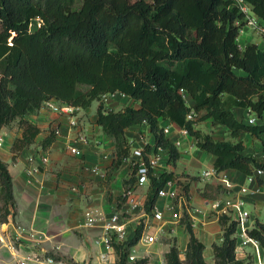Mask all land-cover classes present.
I'll return each instance as SVG.
<instances>
[{
    "label": "trees",
    "instance_id": "obj_1",
    "mask_svg": "<svg viewBox=\"0 0 264 264\" xmlns=\"http://www.w3.org/2000/svg\"><path fill=\"white\" fill-rule=\"evenodd\" d=\"M246 1L264 20V0ZM34 19L38 22L31 25ZM243 21L233 0H0V128L16 118L23 128L11 144L12 157L39 131L24 115L44 100L85 107L103 93L119 91L139 105L113 110L99 101L96 118L114 138L117 162L130 149L125 129L142 122L154 133V145L165 147L168 160L174 162L178 150L160 125L161 119H168L215 155L216 171L236 168L250 174L252 165L264 167L241 152V141L214 139L194 127L209 118L212 124H224L232 136L247 132L264 139V121L248 123L231 109L236 104L264 116V47L251 41L239 46L236 36ZM80 83L87 88L80 89ZM190 110L193 118L186 117ZM52 136L51 132L43 145ZM148 173L147 211L157 189L173 177L170 172L155 175L152 168ZM14 203L12 177L0 159L1 221ZM219 219L223 237L212 244L215 264H242L235 255L236 221L225 215ZM186 229L184 258L172 244L166 264H208L204 244L189 222ZM141 231L137 227L127 240L113 242L118 264H124ZM247 234L264 248V222L257 221Z\"/></svg>",
    "mask_w": 264,
    "mask_h": 264
},
{
    "label": "crops",
    "instance_id": "obj_2",
    "mask_svg": "<svg viewBox=\"0 0 264 264\" xmlns=\"http://www.w3.org/2000/svg\"><path fill=\"white\" fill-rule=\"evenodd\" d=\"M236 41L240 47L248 41L264 47L262 42L253 40L245 29L237 34ZM223 97L226 98L227 94ZM185 98L189 104L192 103V98L188 94H185ZM100 99L107 109L113 110L125 105H139L138 101L120 92H116L113 97ZM96 100L94 108L91 105L92 101L88 106L78 108V119L87 136L86 143H79L81 149L79 155L72 154L67 148V141L73 137L75 131L68 126L66 115L44 104L24 115L26 120L39 127V131L33 141L21 148L14 158L11 144L16 137L22 135L23 128L18 118L0 128L3 134L0 159L7 163L15 199L14 206H9L6 219L0 220V252L3 251V264H20L19 259L35 249L40 258L51 256V261L30 259L26 264H76L83 259L88 260L89 264H118L119 256L115 249L106 252V259L101 257L102 228L100 225H84L83 211L89 206H97L109 213L115 206L120 205L121 190L133 182L136 175L129 161L126 159L116 161L114 138L96 122L99 99ZM231 109L240 120L248 112L247 108L236 104H232ZM202 123L208 125L210 132L202 130ZM53 124H59L62 134L53 135L51 141L43 145L44 139L51 133ZM160 125L169 127L165 136L176 146L179 155L174 162L163 156L152 172L155 175L170 172L176 177L188 175L190 180L186 188L189 203L199 210L183 211L178 221L170 220L168 212H165V220H156L150 210L146 209L144 212L135 210L126 214V225L130 235L137 227L142 228V233H151L158 227V232L155 242L145 244L137 240L132 244L128 253L133 252L137 256L131 260L127 255L124 264H166L165 255L172 244L178 247L179 256L183 258L189 239L186 222L190 223L193 233L204 244L202 253L205 261L208 264H215L212 244L222 241L223 225L219 219L220 215L212 210L210 201L216 197L241 196L250 211V216L247 219V226L239 224L234 235L241 233L248 236L247 229L256 226L257 221L264 222V177L256 176L255 180L247 181V174L236 168H225L213 176L202 177L200 173L203 170L214 167L215 155L197 146L194 137L187 131L183 132L179 124L161 119ZM194 127L209 133L214 139L241 141L243 154L251 155L258 162L264 163V157L261 155L264 139L247 132L232 136L224 124H212L209 118L197 121ZM221 131L224 133L219 135ZM125 136L129 145L131 141L137 144L142 137L146 138L149 144L155 142L154 133L145 122L128 126L125 129ZM42 154L48 157L43 163L40 161ZM30 155L34 156L32 164L38 163V170L32 175L26 172ZM93 165H97L101 173H94L85 168ZM255 167L251 166V173ZM243 185H247L253 192H242ZM149 189L150 179L137 187L144 202ZM165 200L163 197L158 198L159 205L162 206ZM16 223H22L38 231L41 241L36 247L29 245L26 240L20 243L13 239ZM235 255L243 263L252 261L264 263V248L258 242L250 241L243 252L235 249Z\"/></svg>",
    "mask_w": 264,
    "mask_h": 264
},
{
    "label": "built area",
    "instance_id": "obj_3",
    "mask_svg": "<svg viewBox=\"0 0 264 264\" xmlns=\"http://www.w3.org/2000/svg\"><path fill=\"white\" fill-rule=\"evenodd\" d=\"M235 4L238 5L240 10L243 12V23L238 28V34L242 32L245 27L251 29L255 33L259 34L264 38V20H262L251 8V5L246 0H233ZM116 92H106L101 95L107 99L108 97H113ZM121 94H124L120 92ZM45 106L50 109L57 111L61 114H65L67 117L68 126L72 128L75 133L73 137L67 141V148L69 152L75 155L81 153L79 148V143H86L87 136L84 128L81 126V122L78 119V105H73L64 101L53 100L52 98L43 101ZM195 112L190 110L186 117L193 118ZM244 119L248 123H258L264 121V116L259 118L254 113L248 112L245 114ZM163 132L169 131V127L163 126ZM183 132L187 130L181 127ZM51 132L55 136L62 134V129L59 124H53ZM3 143V134L0 132V145ZM106 156V154H103ZM168 158V151L162 145L149 144L148 140L144 137L134 144L133 141L130 142V149L128 155L123 158L129 161L132 167H135L136 178L129 185L125 186L120 193L121 201L119 206H115L109 213H106L103 209L97 206H89L83 211V224L86 226L100 225L102 228L101 242L103 245V251L101 257L106 259V252L113 250V242H121L130 238L133 234H129L126 225V214L135 211L142 210L144 212V200L137 191V187L149 181V169L154 168L159 165L162 157ZM48 159L46 154L40 155V161L46 162ZM29 165L26 167V172L32 175L33 172L38 170V163L32 164L34 162V156H28ZM86 169L94 173H101L100 168L97 165L85 166ZM221 171V170H220ZM217 172L214 167L203 170L200 175L202 177H209L215 175ZM256 176L264 177V168L262 166H256L254 172L247 174V181H253ZM190 180L188 175L183 176H173L167 178L164 183L157 189V197L154 201L150 212L154 219L163 221L165 220V212H168L169 219L172 221H178L183 215V211H198L199 209L194 206H190L187 182ZM242 192H249L250 190L247 185L241 186ZM165 198L163 205L160 206L158 203V198ZM210 206L213 211L218 215H227L231 220L236 221V229L239 224L247 226V219L250 216L249 209L245 206V200L241 196H227V197H216L210 201ZM158 228V227H157ZM154 229L153 232L142 233L138 240L143 241L145 244L155 242L157 240L158 229ZM248 235V234H247ZM38 235V231L34 228L26 227L22 223H16L13 230V239L23 243L25 240L29 245L36 247V244L41 241ZM235 249L239 252H243L245 247L253 241L257 243L258 241L251 236H243L241 233L235 235ZM259 243V242H258ZM38 251L32 250L31 253L23 256L19 259L20 264H26L28 260L37 261H51V256H45L44 259L39 257ZM136 254L133 252L128 253V258L133 260L136 258ZM76 264H89L86 259L77 261ZM243 264H260L256 261L245 262ZM264 264V263H262Z\"/></svg>",
    "mask_w": 264,
    "mask_h": 264
},
{
    "label": "rangeland",
    "instance_id": "obj_4",
    "mask_svg": "<svg viewBox=\"0 0 264 264\" xmlns=\"http://www.w3.org/2000/svg\"><path fill=\"white\" fill-rule=\"evenodd\" d=\"M35 21H34V23H32L31 25H34V24H36L37 22H38V19H34ZM245 30H246V32L247 33H249V34H251V36L253 37V40H255V41H259V42H262V44H264V38L262 37V36H260L259 34H255V33H251V32H254V31H252L251 29H249V28H245ZM0 75H1V70H0ZM87 84H85V83H80V84H78V87L80 88V89H85V88H87ZM99 101H102L101 99L99 100ZM103 102V101H102ZM96 104H97V100L96 99H94L93 101H92V103H91V105H92V107L94 108L95 106H96ZM252 113V112H251ZM245 116V115H244ZM208 125L205 123H202V126H201V128H202V130L203 131H208V132H210L209 131V128L207 127ZM224 132L223 131H221V132H219V135H221V134H223ZM227 135H229V134H227ZM261 150V149H260ZM261 155H262V157H264V148H262V150H261ZM171 247V246H170ZM184 258V257H183ZM183 258H181V259H183ZM0 264H3V251H1L0 252Z\"/></svg>",
    "mask_w": 264,
    "mask_h": 264
}]
</instances>
